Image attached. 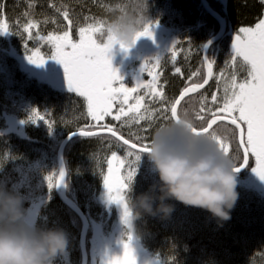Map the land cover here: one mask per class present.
<instances>
[{
  "label": "trees",
  "instance_id": "trees-1",
  "mask_svg": "<svg viewBox=\"0 0 264 264\" xmlns=\"http://www.w3.org/2000/svg\"><path fill=\"white\" fill-rule=\"evenodd\" d=\"M91 1L92 2H88L87 0H0V12L4 14L2 16L3 20H6L7 23H16L22 29H24V26L27 24H36L35 28L30 29V34H26L23 38L24 48L25 45H27L28 49H32L33 47L39 48V38L44 31L48 34L50 32L52 34H58L60 31L58 30L60 26L59 21L68 23V21L63 18L64 11L69 12V19L72 21L70 26L67 25V30H71L72 36L76 37L77 31L75 30L79 29L81 26H87V23L90 22L88 18L103 20L107 26L120 8L127 7L130 4V0ZM206 1L213 11L225 18L227 26L231 25L234 35L241 27L254 26L255 23L258 22V19L263 16V10L260 11L261 8L264 9V2H262V0H228L225 4L221 0ZM194 3L200 7L199 13L201 17H199L198 20L205 28V31L201 34L202 40L200 41V47L203 48V46L217 34L219 28L216 21L203 9L199 0H196ZM149 11L154 12V9L149 7ZM76 15L79 16L80 22L76 20ZM30 35L31 39L29 38ZM227 35L228 33H225L216 41L210 47L209 53L213 51V53L216 54V52L221 51V44L227 38ZM97 38L106 40V36L101 38L99 34ZM104 40H99V42L102 44ZM43 55L45 57H50L47 53ZM18 58L12 53V49L8 42L0 44V108L2 113L7 110L3 105L6 100L2 96V93L8 90L25 91L29 94L39 91V83H37L35 75L33 76L30 71H27ZM49 59L51 58H48L46 61H49ZM211 61L214 62L212 59ZM201 63L202 58H200V64ZM216 65L219 70L218 72H223L220 60ZM232 73L236 77L238 76L236 69H233ZM217 79V87L221 88L220 77L218 76ZM203 81V68L202 70L199 68L194 70L191 74L190 84L201 83ZM195 95L196 96L192 98L189 97L190 99H186L181 103L178 114L183 116V113L188 111L194 126L201 128L204 124L196 118L194 113L195 106L197 104H202V96L207 97V106L213 107V105L210 103L211 97L209 95L206 96L204 91ZM50 98L54 102L59 100L55 93H52ZM174 99L175 98L172 100ZM39 105L42 110L53 119L46 104L40 103ZM12 110L19 113L16 108H12ZM160 119L163 121V124L171 122L170 119ZM53 124H55L54 121ZM93 125L95 124H91L92 127L90 128H85L89 127V124H83V127H75L71 132L99 130L98 127H93ZM229 127L230 126H226L223 122H218V125H216L214 129H221L223 135L220 137L226 141L229 155L233 158L234 163L239 166L241 163V154L236 152V142L232 139V133L229 131ZM39 132L41 138L46 139L43 140V143L53 153L57 162V154L61 141L57 138L55 130L47 129L41 122ZM151 139L152 138H146L145 136L142 142L150 144ZM109 142H115V139L111 137L79 138L72 141L65 149L64 159L68 170L67 196L79 206L80 202L77 198V192L72 179V156L76 155L79 157L82 153H93L100 146ZM33 143L38 142H35L32 137L28 136V138H23L18 134L7 137L1 134L0 131V153L7 147L20 148L21 150L27 151V147ZM141 156L143 160L146 161V168L141 172L143 178H139L135 183L132 182L127 191L128 196L133 201L142 194L149 193L154 185L160 183L159 175L155 171L148 155L141 154ZM254 166L255 158L250 156L246 170L242 174L235 175L238 199L230 212L231 218L227 220L229 230L227 234L221 232L214 236L212 234L205 235L203 233L189 231L182 237H175L170 243L166 244L163 236L158 230V221L155 215L147 212H140L133 221L134 233L136 243L149 255V260L154 264H264V194L259 192L254 186L248 185L251 177L249 175ZM0 190L22 197L25 212L29 209L31 205L30 201L15 189V177L11 171L4 170L0 173ZM45 190L46 184L38 186L32 181V185L22 189V193H31L34 199L42 200L45 206L58 202L62 203L55 187L50 192H46ZM158 202L157 200L154 206L158 204ZM181 205L187 207V205L183 203H181ZM66 212L71 220L77 239L80 240L83 226L82 219L76 213L68 209H66ZM91 235V229L88 228L86 232L87 250H89V238H91ZM78 250V252H80V249Z\"/></svg>",
  "mask_w": 264,
  "mask_h": 264
},
{
  "label": "snow or ice",
  "instance_id": "snow-or-ice-1",
  "mask_svg": "<svg viewBox=\"0 0 264 264\" xmlns=\"http://www.w3.org/2000/svg\"><path fill=\"white\" fill-rule=\"evenodd\" d=\"M131 2V0H130ZM264 2V0H262ZM63 18L68 21V26L72 24L69 19V12H63ZM90 22L87 26L79 27V40L73 41L69 30H65L62 35L50 34L46 39L54 49V53L45 57L39 49L25 50L29 53L28 60L37 65H42L48 58L54 59L63 65L67 86L70 91L79 94L87 101V111L91 119L96 123L93 127L106 128L116 141L120 142L121 147L127 148V156L134 157V162L121 158L116 152H112L107 160V174L103 176V184L107 190L108 198L111 202L120 205L123 209V222L128 225L131 215L126 193L129 184L136 174V165L141 159V154L149 151L150 144H143V137L129 133V138L121 134L117 126L100 123L106 117H111L114 121H121V117H128L132 113L133 120H144V113L150 111L148 105L152 100L146 101V96L153 99H159L166 108H161L162 118L171 121L183 122L196 135L208 134L215 129L214 125L218 122L225 123L232 133V139L236 142V152L241 154V163L236 165L233 158L229 155L228 146L220 136L214 137L221 151L228 154L233 163V171L239 172L247 167L248 157L255 158L253 171L264 179V16L258 19V22L251 27H241L235 36L233 44L234 55L232 63H236L239 58L247 66V78L243 82L237 83L236 76L232 75L230 82H225L223 94H213L211 96V105L207 106V97H201L202 104L200 110L195 113L197 119L203 122L204 126L197 128L191 122L189 112L185 111L183 116L178 114L177 105L184 100V96L193 91L205 87L208 80L201 83H193L191 87H185L179 99L169 101L162 92H157L158 74H154L153 69L159 66L160 57L155 59V63L149 64L145 61L143 72L147 71L152 77L145 83L143 80L137 82L134 87H128L123 83H118L123 78L118 70L112 66L111 52L116 41L108 35L107 26L103 20L88 18ZM158 25V21L147 22L142 30L137 34L136 40L144 36H152V28ZM66 26V27H68ZM6 20H0V34L9 32ZM36 24H27L24 31L35 28ZM106 36V40L98 39ZM31 39V35L29 36ZM99 40L105 42L101 44ZM178 41L172 46L173 59H175L174 50ZM190 43V41H189ZM122 48H130L120 44ZM212 62L207 63L208 77H212ZM177 73H181L180 68H176ZM223 78V77H221ZM144 89V92L138 90ZM136 94V95H134ZM143 109V112H141ZM40 119H45L40 116ZM79 135L92 137L93 131H78ZM132 136H135L136 142H132ZM53 176H50L49 183L52 186ZM65 173L59 174L58 183H63ZM129 226V225H128ZM130 227V226H129ZM133 236L129 235L127 241L123 242V252L121 255L109 259L108 264H137L135 250L132 245Z\"/></svg>",
  "mask_w": 264,
  "mask_h": 264
},
{
  "label": "rangeland",
  "instance_id": "rangeland-1",
  "mask_svg": "<svg viewBox=\"0 0 264 264\" xmlns=\"http://www.w3.org/2000/svg\"><path fill=\"white\" fill-rule=\"evenodd\" d=\"M92 2L91 0H87ZM99 2L100 0H93ZM105 1V0H102ZM166 1L162 4L161 13L164 14L168 8ZM223 1V0H222ZM225 1V0H224ZM83 2V1H82ZM174 8L171 7L170 11ZM4 14L0 12V20ZM10 16V15H6ZM76 20L80 22V18L76 15ZM60 31L57 35H62L63 31L67 30V22L59 21ZM9 32L6 34H0V44L9 43L12 49V53L19 59L23 67L30 71V73L44 85L41 86V90L44 89V86H47L45 83H50L52 85L56 84L59 78L64 72L63 65L54 59H49L42 65L33 64L28 60V52L25 50L23 45V38L26 34H30V29L26 32L19 25L13 22L8 23ZM72 33L71 30H69ZM52 34H48L44 31L40 37H47ZM73 41L79 40V30L76 32V37L72 36ZM39 49L41 54H49L50 56L54 53V49L47 42L46 39L39 38ZM105 42V41H104ZM103 42V43H104ZM102 43V44H103ZM198 53V52H197ZM189 50H187L185 59L189 61ZM143 59L146 58L145 54L141 55ZM188 63V62H187ZM63 68V70L61 69ZM238 72V76L241 77L242 73ZM247 72L242 75L246 78ZM242 80V79H241ZM59 84V82H58ZM1 91V86H0ZM40 94V93H39ZM37 93H26L25 91H16L8 90L5 93H2V96L5 98L3 105L6 107V111L2 113L0 108V131L1 134L9 137L13 134H18L21 137L28 138L32 137L35 142L27 147V151L21 150L20 148H5L0 153V173L4 170H9L13 173L15 177V188L19 193L26 197L30 201V207L25 212V223L31 227L35 228H44V229H62L68 236V246L66 251L63 254L58 255L56 259H60L61 264H80L79 253L77 250L80 247V240L77 239V235L74 232L71 220L66 212V208L60 202L45 206L40 199H34L31 193H22V189H25L32 185V181L35 182L38 186L46 184V192H50L56 182V176L58 171V165L56 158L53 153L44 145L41 138L39 129L41 128L40 120H44L46 124L52 125L51 120L46 119L49 116H46L45 112L42 111L39 106V101H42L45 104H48V108L51 109V114L54 113V120L56 123L55 133L59 140H62L70 128L66 126L72 121L70 115L73 113L69 111L66 104L62 103L53 105L49 102V99L44 97L42 100L39 98ZM176 95V93L174 94ZM62 102L66 101V98H61ZM60 101V102H61ZM165 104H158L152 110V114L144 113V121H149L147 123L141 124L138 128H142L145 136H153L156 127L152 125L153 119H155V114L164 107ZM16 108L19 113H16L12 110ZM87 111V108H86ZM88 114V111H87ZM40 116H44L45 119H40ZM89 118H91L89 116ZM147 118V119H146ZM140 120H133L131 124L137 125ZM78 156L73 155L72 161V179L75 184V189L77 192V198L82 203L83 207L87 211L93 213V209H97L100 215H106V206L108 201L107 190L103 184V176L106 172V166L104 161L107 158V152L101 147L93 153H82ZM105 158V159H104ZM132 162V159L130 157ZM53 176L52 186L50 187L49 177ZM250 179L248 185L254 186L264 194V179H261L253 170L250 172ZM168 204H171L174 207L173 212L169 216H164L163 214L159 215L158 218V230L164 238L166 244L170 243L171 240L175 237H182L189 231L194 233H203L205 235L212 234L216 235L217 233L227 232L229 233L227 220L222 221L219 218L213 216L209 211L194 206L183 207L181 203L176 200L167 201ZM159 204V202H158ZM156 204V206H158ZM105 217V216H104ZM102 218L103 221L105 218ZM100 222L98 221V227H100ZM97 227V228H98ZM106 227V226H103ZM111 232L116 233L118 225L116 223L110 224ZM109 227V228H110ZM105 229H108L106 227ZM137 264H154L149 260L148 255L141 256L139 253L136 254ZM55 264L58 262L53 261ZM94 264V261H93Z\"/></svg>",
  "mask_w": 264,
  "mask_h": 264
},
{
  "label": "clouds",
  "instance_id": "clouds-1",
  "mask_svg": "<svg viewBox=\"0 0 264 264\" xmlns=\"http://www.w3.org/2000/svg\"><path fill=\"white\" fill-rule=\"evenodd\" d=\"M148 0H131L107 24L116 44L134 47L137 34L148 20ZM217 128L196 135L183 122L162 124L152 136L148 154L160 183L135 201L126 193L131 227L140 212L169 216L174 210L168 200L209 211L222 221L238 199L231 157L221 151L214 137ZM158 206L154 208L156 201ZM62 229L35 228L25 223L23 199L0 190V264H53L68 246Z\"/></svg>",
  "mask_w": 264,
  "mask_h": 264
},
{
  "label": "flooded vegetation",
  "instance_id": "flooded-vegetation-1",
  "mask_svg": "<svg viewBox=\"0 0 264 264\" xmlns=\"http://www.w3.org/2000/svg\"><path fill=\"white\" fill-rule=\"evenodd\" d=\"M164 2L165 0H148V22L158 21V25L152 28V36L140 37L136 41L134 47L127 49L122 48L120 44H116L112 48L109 55L112 60L113 68L118 70L119 75L123 78L118 83H123L128 87H134L137 82L142 80L145 83L150 81L152 77L148 75L147 71L145 73L143 72V65L145 61H148L151 65L155 63V59L157 57H160L159 66L153 69L154 74H158L156 91L162 92L164 97L171 101L173 98L178 99L186 86L190 87L192 85L190 84V78L193 71L199 68V63L197 61L200 60L202 55V49L200 47V41L202 40L201 34L205 31V28L198 20L199 17H201V14L199 13L200 7L194 3L196 0H194V2L193 0H167L166 4L168 8L164 14H162L160 10ZM149 7H152L154 12H150ZM171 7L174 8L172 11H170ZM261 10H263L262 15L264 16V9L261 8L260 11ZM226 31L228 35L221 44V51L216 52V54H214L213 51H210V61L212 59L214 61H211L212 63L218 64V61L220 60L223 72L227 70L233 72V69H236L243 75L247 72V66L244 65L239 58H236L235 64L232 63L234 55L233 44L238 31H236L235 35L233 34L234 31L231 28L226 27L224 33ZM176 41L179 43L174 50L175 59H173V50L171 48ZM187 50H189V61H186L185 59V56L187 57ZM142 54H145V59L141 56ZM176 68H180L181 73H177ZM61 69L63 70V68ZM242 75L241 77H236L237 83L243 82V80L247 78L246 76V78L242 77ZM217 80V77L212 78L211 83H209L210 90H208L209 84L203 90L206 96L209 95L211 97L214 93L218 96L223 94V90L217 87ZM58 82L54 85L45 83L48 87L44 86V89L50 88V90L58 93L60 100L61 98H63V100L66 98L65 102H59L60 105L62 103L66 104L69 111L73 113L69 116L72 121L66 127L74 129L78 126L83 127V124H89V127L85 128H90L92 127L91 124L96 125L97 122L89 118V115L87 114V101L85 98L69 90L65 72H62V76L59 78ZM40 85L42 86L44 84L40 83ZM138 91L144 92L145 90L140 89ZM175 93L176 95H174ZM189 97L192 98L193 96ZM189 97L186 99H190ZM150 99L152 100V103L148 105L150 109L148 117L152 114L153 108L161 103L159 99H153L152 97L146 96V101ZM166 107L167 105L165 104L163 108ZM200 107L201 105L197 104L194 108V113L198 112ZM214 107L215 106L213 105V108ZM141 112H143V109H141ZM132 116V113H129L128 117L122 116L121 121H114L111 117H106L104 121H101L100 123L119 127L121 134H124L126 139L129 138L130 132L144 138L146 134H144L142 128L139 129L138 126L147 123L148 121L140 120L139 124L133 126V124H131L133 121ZM155 116V119H153L150 123L157 128L159 124L163 123L160 119L162 118L160 110L155 114ZM98 128L99 130L107 131L106 128ZM146 138H152V136H146ZM134 141V136H132V142ZM103 149L107 152V158L106 161H104V165L106 166L105 175L107 174V160L111 157L112 152H116V154L121 156V158L127 159L131 162L130 157L127 156V148L121 147L120 142L116 140L115 142L106 143ZM131 159L132 162H134V157H131ZM145 168L146 161L141 157L140 161L136 165V174L129 186L132 182L135 183L139 178H143L141 172H143L142 170H145ZM106 204L107 216L105 214L100 215L97 209H93L92 214L94 215H91V212L87 211V209L83 207L82 203H80L79 206L86 216L88 228L91 229L92 232L91 238H89L88 250L90 261H94V264H108L110 258L122 254L123 242L127 241L129 235L133 236L132 245L135 253H139L141 256L148 255L136 243L133 224L129 227L123 222V215L119 212L116 203H113L108 199ZM103 217L105 218L104 221L102 219ZM99 220H102V222H100V227H98ZM113 223L118 225L116 233L111 232L110 224L112 225ZM103 226L108 227V229H105L106 227ZM54 261L61 264L59 258ZM53 264L55 263L53 262Z\"/></svg>",
  "mask_w": 264,
  "mask_h": 264
},
{
  "label": "water",
  "instance_id": "water-1",
  "mask_svg": "<svg viewBox=\"0 0 264 264\" xmlns=\"http://www.w3.org/2000/svg\"><path fill=\"white\" fill-rule=\"evenodd\" d=\"M201 2L203 4V7L206 10V12L208 14H210L218 22V24L220 26L219 33L214 38H211L207 42V44H206V46L204 48V53H203L204 61L206 62V65H207V63L209 62V60L207 58V53H208L210 47L221 37L222 33L224 32V30L226 28V22H225V19H223L218 13L214 12L210 8V6L206 2V0H201ZM206 80H208V83L205 85V87L209 84V80H210V77H208V74H207ZM204 88L199 89L197 91H193V92L187 93L184 96V99L187 98L190 95H194V94H197V93L201 92ZM179 98H180V96L178 97V99ZM182 102H183V100L181 101V103ZM181 103H180V105H181ZM180 105H177V109L179 108ZM94 133H95V135H93L92 137H97V136H101V135H109V136H111V134L108 133L107 131H97V132H94ZM80 137H84V136L79 135L78 132L69 134L67 136V138L64 140V142L60 146V149H59V152H58V173H57V178H56V192H57L59 198L61 199V202L69 210H71L72 212L76 213L82 219L83 226H82V232H81V236H80V246H81L82 258H83L82 264H87L88 256H87V251H86V232H87V229H88V221L86 219V216L82 212V210L79 208V206L77 204H75L74 201L72 199H70L67 196V194H66V191H67V171H66V167H65V163H64V159H63V151L66 148V146L68 145V143L71 142L72 140H75V139L80 138ZM143 154H147V153H143ZM248 162H249V157H248ZM247 167H248V165H247ZM247 167H244L239 172H235V173H242V172H244L246 170ZM61 172L65 173V179H64L63 183H58L57 180H58L59 174ZM116 205L118 207L119 212L123 215L122 207L120 205H118V204H116Z\"/></svg>",
  "mask_w": 264,
  "mask_h": 264
},
{
  "label": "bare ground",
  "instance_id": "bare-ground-1",
  "mask_svg": "<svg viewBox=\"0 0 264 264\" xmlns=\"http://www.w3.org/2000/svg\"><path fill=\"white\" fill-rule=\"evenodd\" d=\"M200 1V3H201V6L203 7V4H202V2H201V0H199ZM222 1V0H221ZM207 2V1H206ZM224 4L225 3H227L228 2V0H223L222 1ZM208 3V2H207ZM209 5V4H208ZM211 8V7H210ZM203 9H204V7H203ZM212 9V8H211ZM205 10V9H204ZM213 10V9H212ZM206 11V10H205ZM215 12V11H214ZM217 13V12H216ZM210 15V14H209ZM211 16V15H210ZM221 16V15H220ZM212 17V16H211ZM213 18V17H212ZM214 19V18H213ZM215 20V19H214ZM216 21V20H215ZM226 22V21H225ZM216 23H217V25H218V32H217V34L219 33V31H220V26H219V24H218V22L216 21ZM67 25H68V23H67ZM229 26V28H231V25H228ZM227 26V23H226V27H228ZM226 29V28H225ZM232 29V28H231ZM58 30H61L60 29V26H59V28H58ZM79 29H76L75 31H78ZM225 31V30H224ZM224 33V32H223ZM222 33V35H221V37L225 34V33H227V31L223 34ZM216 34V35H217ZM215 35V36H216ZM214 36V37H215ZM214 37H212V38H214ZM220 37V38H221ZM219 38V39H220ZM218 39V40H219ZM217 40V41H218ZM207 44V43H206ZM206 44L203 46V48H201L202 49V55H201V58H202V63L200 64V60H198L197 62L199 63V69L200 70H202V68H203V71H204V79L206 80V78H207V65H206V62L204 61V55H203V53H204V48H205V46H206ZM210 50V49H209ZM198 55V54H197ZM199 56H200V52H199ZM207 58H208V60L210 61V58H209V51H208V53H207ZM211 62V61H210ZM212 65H213V67H212V77H210V80H209V83H211V79L212 78H214V77H220V85H221V89L223 90V88H224V86H225V82L227 81V82H230V78H231V76L232 75H234L233 73H232V71L230 72L229 70H227V71H225V72H218L219 70L217 69V66H216V64H214V63H212ZM221 77H223V78H221ZM36 81H37V79H36ZM37 83H39V81H37ZM207 87V86H206ZM205 87V88H206ZM209 87H210V84H209V86H208V89H209ZM204 88V89H205ZM203 89V90H204ZM220 89V90H221ZM202 90V91H203ZM210 90V89H209ZM201 91V92H202ZM35 93H37V94H39V98L42 100L44 97H46L47 99H49V102H51L53 105H57V104H59V102L61 101L60 100V96H58V93H56L55 91H52V90H50V88L49 89H43V90H41V85H40V83H39V91L38 92H35ZM52 93H55L56 95H57V97L59 98V100L57 101V102H54L51 98H50V95L52 94ZM200 93V92H199ZM195 95V94H194ZM194 95H190V96H194ZM189 97V96H188ZM186 99V98H185ZM184 99V100H185ZM183 100V101H184ZM39 104L40 103H42L43 104V102L42 101H39L38 102ZM48 104H46V106H47ZM40 106V105H39ZM42 109V108H41ZM47 109L48 110H50V113H51V109H49L48 108V106H47ZM43 111V110H42ZM44 112V111H43ZM46 114V113H45ZM52 116L54 115V113L53 114H51ZM46 116H49L48 114H46ZM46 119H49V120H51V122H52V124H53V121L55 122V118H54V116H53V119H51L50 118V116H49V118H46ZM43 123L44 124V126L45 127H47V129H56V123L57 122H55V124H53V127H52V125H48V124H46V122L44 121V120H40V123ZM149 122V121H148ZM163 123H161V124H159L158 126H157V128L158 127H160L161 125H162ZM215 126L216 125H214L213 126V128H215ZM156 128V129H157ZM73 129H71L70 128V130H69V132L67 133V135L62 139V140H60L61 141V144L64 142V140L67 138V136L69 135V134H72V133H76V132H78V131H73V132H71ZM84 131H92V130H84ZM97 131H105V130H97ZM97 131H93V132H97ZM71 132V133H70ZM108 132V131H107ZM97 137H111V136H109V135H101V136H97ZM97 137H80V138H97ZM111 138H113V137H111ZM77 139H79V138H77ZM77 139H75V140H77ZM114 139V138H113ZM134 140L136 141V139H135V136H134ZM72 141H74V140H72ZM71 141V142H72ZM71 142H69L68 143V145L71 143ZM67 145V146H68ZM61 146V145H60ZM67 146H66V148H67ZM105 146V144L104 145H102V146H100L99 148H103ZM65 148V149H66ZM98 148V149H99ZM60 149V148H59ZM65 149H64V151H63V159H64V152H65ZM97 149V150H98ZM58 152H59V150H58ZM146 155H148V154H146ZM142 157V156H141ZM249 159H250V156H249ZM64 163H65V159H64ZM248 164H249V162H248ZM57 165H58V154H57ZM65 167H66V171H67V175H68V170H67V166H66V163H65ZM57 173H58V171H57ZM243 173V172H242ZM242 173H235V175H239V174H242ZM56 178H57V176H56ZM147 183V182H146ZM74 186H75V184H74ZM55 188H56V182H55V186H54ZM16 189V188H15ZM19 192V191H18ZM75 203V202H74ZM75 204H77V203H75ZM64 205V204H63ZM78 205V204H77ZM79 206V205H78ZM64 207L66 208V209H68L65 205H64ZM80 208V207H79ZM81 209V208H80ZM69 210V209H68ZM71 211V210H70ZM155 217H156V220L158 221V218H159V215L157 216V214H155ZM80 252H78L79 250H77V252L79 253V258H80V264H82V260H83V258H82V251H81V246H80ZM86 251H87V256H88V250H87V247H86ZM81 256V257H80ZM93 264V261L91 262L90 261V257L88 256V260H87V264Z\"/></svg>",
  "mask_w": 264,
  "mask_h": 264
}]
</instances>
